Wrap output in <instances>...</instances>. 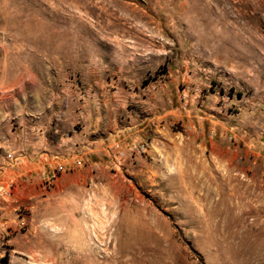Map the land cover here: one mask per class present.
<instances>
[{
    "label": "rangeland",
    "instance_id": "1",
    "mask_svg": "<svg viewBox=\"0 0 264 264\" xmlns=\"http://www.w3.org/2000/svg\"><path fill=\"white\" fill-rule=\"evenodd\" d=\"M7 178L0 264H264V0H0Z\"/></svg>",
    "mask_w": 264,
    "mask_h": 264
},
{
    "label": "built area",
    "instance_id": "2",
    "mask_svg": "<svg viewBox=\"0 0 264 264\" xmlns=\"http://www.w3.org/2000/svg\"><path fill=\"white\" fill-rule=\"evenodd\" d=\"M132 148L141 149L143 150V146L140 145L138 147L133 146ZM6 158L10 159L12 156L9 152L6 153ZM57 169H61V166H57ZM14 179L13 178H7L4 182L0 181V201L5 199L10 194L11 189L14 187Z\"/></svg>",
    "mask_w": 264,
    "mask_h": 264
}]
</instances>
